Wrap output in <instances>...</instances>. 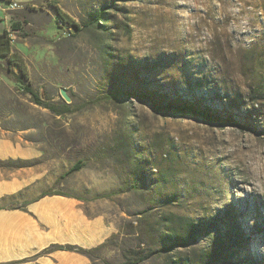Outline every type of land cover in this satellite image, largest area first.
<instances>
[{
	"label": "rangeland",
	"instance_id": "obj_1",
	"mask_svg": "<svg viewBox=\"0 0 264 264\" xmlns=\"http://www.w3.org/2000/svg\"><path fill=\"white\" fill-rule=\"evenodd\" d=\"M54 4L11 12L12 51L29 80L0 57V136L37 147L48 174L84 162L56 192L92 198L116 229L90 264H133L134 252L161 247L147 224L165 211L204 220L191 247L223 237L212 264H264V0ZM57 7L82 30L60 24ZM145 94L219 119L157 110ZM138 173L136 193L127 188ZM161 263L156 253L140 264Z\"/></svg>",
	"mask_w": 264,
	"mask_h": 264
},
{
	"label": "crops",
	"instance_id": "obj_2",
	"mask_svg": "<svg viewBox=\"0 0 264 264\" xmlns=\"http://www.w3.org/2000/svg\"><path fill=\"white\" fill-rule=\"evenodd\" d=\"M7 1L27 8L54 4V0ZM11 12L0 16L5 23L0 35L7 31ZM39 154L33 145L0 136V264H90L88 256L65 247L95 249L116 229L92 198L56 192L63 174L40 169L35 164ZM49 190L57 194L44 196Z\"/></svg>",
	"mask_w": 264,
	"mask_h": 264
},
{
	"label": "trees",
	"instance_id": "obj_3",
	"mask_svg": "<svg viewBox=\"0 0 264 264\" xmlns=\"http://www.w3.org/2000/svg\"><path fill=\"white\" fill-rule=\"evenodd\" d=\"M57 15L59 23L64 24L65 26H69L76 31H81V26L73 21L68 15L63 13L61 9L57 7ZM104 13L98 12L95 18L96 24H100V21L104 19ZM12 40L10 39L8 32L4 31L0 35V57H7L9 64L11 66H17L19 73L22 77L29 80V73L22 62L20 56H18L15 52L12 51ZM21 78V77H20ZM27 93H30L34 100L39 105H44L41 101L40 96L33 91L31 85H27L24 87ZM139 97V96H138ZM144 99L148 100L157 110L163 112H175L180 114H186L188 112H194L207 120L219 119L218 116H215L211 109L207 107L204 110H198L195 107L186 106V105H177L173 103H165L161 108H159L155 102V100L149 95L145 94ZM45 108L49 109L52 113L56 115H62L66 111H60L57 105H47ZM65 109L68 110V105H65ZM224 122L231 126L240 128L245 130V126L241 125L235 120V117L232 115H228L225 117ZM25 166L26 163H23ZM82 160L77 161L68 172L63 174L59 180L66 178L67 176L79 171L84 165ZM140 173L136 174L133 182L128 190H132L136 193H139L142 189L141 181L139 180ZM160 178V177H159ZM161 179V178H160ZM124 190H119L113 192L112 194L122 193ZM52 190L47 191L46 195H53ZM112 194L107 197L112 196ZM164 202V201H163ZM23 206L13 205L11 208H21ZM148 231L152 239V246L156 245V242H160L163 245H160L158 249L154 247L147 249L145 251L134 252L133 253V264H140L147 258L154 256L156 253L160 254V258L162 260L161 264H212L210 260L216 261V256L218 255V247H222L224 245V239L221 235L213 236L209 233L206 239V245L204 247H191L193 241L199 236L200 232L203 230L204 220L201 219H193L188 216H181L175 214L173 212H164L162 215L158 216L155 221H148ZM155 238V239H154ZM103 245L97 247L92 250H84L74 246H67L65 250L76 251L88 256L92 261H94V255L96 252L102 249ZM64 249V247H58ZM181 250V251H180ZM238 264H251V262L247 259H241Z\"/></svg>",
	"mask_w": 264,
	"mask_h": 264
},
{
	"label": "built area",
	"instance_id": "obj_4",
	"mask_svg": "<svg viewBox=\"0 0 264 264\" xmlns=\"http://www.w3.org/2000/svg\"><path fill=\"white\" fill-rule=\"evenodd\" d=\"M19 8H21V5L16 2H8L7 0H0V16L2 14H7L10 11H13Z\"/></svg>",
	"mask_w": 264,
	"mask_h": 264
},
{
	"label": "bare ground",
	"instance_id": "obj_5",
	"mask_svg": "<svg viewBox=\"0 0 264 264\" xmlns=\"http://www.w3.org/2000/svg\"><path fill=\"white\" fill-rule=\"evenodd\" d=\"M253 160L255 161V160H258V158H253ZM256 172H257V174H258V177H260L261 178V175L264 173V165H260L259 167H258V169L256 170Z\"/></svg>",
	"mask_w": 264,
	"mask_h": 264
},
{
	"label": "water",
	"instance_id": "obj_6",
	"mask_svg": "<svg viewBox=\"0 0 264 264\" xmlns=\"http://www.w3.org/2000/svg\"><path fill=\"white\" fill-rule=\"evenodd\" d=\"M61 94H62L63 98H64L67 102L70 103V98L68 97L66 91H65V90H62V91H61Z\"/></svg>",
	"mask_w": 264,
	"mask_h": 264
}]
</instances>
